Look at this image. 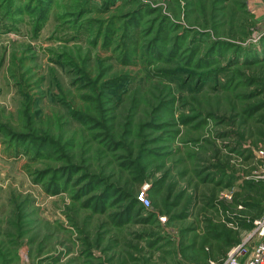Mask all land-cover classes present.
<instances>
[{
    "label": "rangeland",
    "instance_id": "rangeland-1",
    "mask_svg": "<svg viewBox=\"0 0 264 264\" xmlns=\"http://www.w3.org/2000/svg\"><path fill=\"white\" fill-rule=\"evenodd\" d=\"M26 1L8 11L0 0V264H205L226 247L224 233L233 246L247 238L257 246L264 0H114L81 18L144 3L154 10L137 30L150 22L158 30L166 15L165 42L180 38L181 68L141 51L123 63L103 37L91 42L87 23L58 18L81 0H52L36 31ZM117 77L113 89L107 81ZM103 192L110 203L95 211ZM140 192L150 205L139 202L140 216L115 224L123 197Z\"/></svg>",
    "mask_w": 264,
    "mask_h": 264
},
{
    "label": "trees",
    "instance_id": "trees-1",
    "mask_svg": "<svg viewBox=\"0 0 264 264\" xmlns=\"http://www.w3.org/2000/svg\"><path fill=\"white\" fill-rule=\"evenodd\" d=\"M52 0H27L24 3V7L26 10L28 11H34L36 12V24H35V30L38 31L40 29V27H42L46 22V14L45 12L47 11V5L51 2ZM93 0H81V3L79 5H77L76 10L73 11L72 13H67L64 14L63 16H59L58 18L65 20L66 22H70L71 24L75 23H80L81 26L84 23H87L89 25L91 29L90 33H95V35L93 36V40L90 41L93 43L96 42H101V38L103 37V41L102 44L104 45V48H108L110 49L112 52H118V56L120 57V52L123 53V56L121 58V61L123 63L129 64V63H134L135 62V58H139L138 57V53L139 51H141V53L147 57V59L149 60L150 57H153V60L164 56V59L166 61L168 60H172L174 63H176L178 65V68H181V65L179 63H184L180 62L178 59H176V57L174 58V56H179L181 57L179 48L181 49V41L180 38L176 40L175 43H173V45L171 44V46L167 47V30H169V21H168V17L166 15H162L160 18V21L158 22V30L155 27H149V25L151 24V22L146 25L143 26L141 28V30H137V27L139 24V21H141L142 18H145L146 16L148 17V14H151L153 12L154 9L150 8L149 6L145 7L144 3H139L138 2V6L132 10H129V12L127 13H121L120 15H114L111 14L109 15L108 18L106 19H95L92 17H89V19L84 20V22H82L84 15H86L87 13H91L93 10H97L96 12L108 9L109 6L111 4H113L114 0H104L100 3V7L101 8H97V9H93L92 6H90V3ZM129 0H126V2H128ZM9 6L8 11H13V8H15L17 11L20 10L19 8L21 7V3L20 0H17V3H14L13 0H9V4L7 5ZM21 11V10H20ZM21 13V12H20ZM129 16V17H128ZM128 17V18H126ZM124 19V22L122 21ZM142 22H146L143 21ZM97 25L96 30L94 31L93 27ZM79 27H81L80 25H78ZM177 26V25H176ZM145 27V28H144ZM131 28H133V31L131 30ZM156 29V30H155ZM143 36H150L149 38L147 37H143ZM145 40L143 42L142 45H140L139 40L140 39ZM165 40H167L165 42ZM141 41V40H140ZM165 42V44L162 46V52L161 49H159V47H161V44L159 42ZM131 43V44H130ZM158 43V44H157ZM221 43V42H220ZM224 45V47L226 46H230L229 43H221ZM262 44L264 46V40L262 41ZM113 45V46H112ZM129 47V49H128ZM164 47V48H163ZM221 47V46H220ZM212 48V46H211ZM254 48H250L247 49V53H250V51H254ZM184 50V49H183ZM183 52V51H182ZM235 54L236 56L239 55L238 49H235ZM264 53V51H263ZM192 55H189V57L187 58L186 61V65H190V57ZM179 59H182L180 58ZM256 57V56H255ZM258 59V58H257ZM213 59L211 58V60L207 59L206 61H208L209 63H211ZM234 61V60H233ZM247 61V60H246ZM235 62V61H234ZM245 62V61H244ZM250 61H247L246 63H248ZM196 63H198L197 65H201V60L199 59L198 61H196ZM185 64V63H184ZM164 73L166 74V70L163 69ZM176 73H169V75H171V79L172 77H175ZM204 73H200L198 75H202ZM109 85L112 86L113 89H115V87L120 86V77L117 78H112L109 81H107ZM106 85V84H105ZM104 86V85H103ZM102 94V93H100ZM102 96V95H100ZM264 104V102L262 101L261 104ZM259 105H257L256 107H258ZM254 109V111H256L257 109ZM189 121L188 118H186L184 120V123H187ZM69 171V173L75 174L73 173V171H70L69 169H67ZM93 178L91 176L88 177V179ZM95 181H90V184H88V188L90 190V188L93 186V184L97 181L94 178ZM230 185V183H228V186ZM112 192V191H110ZM110 192H103L104 194L100 195L99 197L95 196L94 198H92V202L93 205L95 203V209L93 207V209L95 211L99 210L100 212L104 211V207L103 205H99V204H103L104 202H109L110 201ZM108 197V200L104 198ZM115 197H119V194L116 192L115 193ZM121 197V196H120ZM119 197V199H120ZM115 199V198H114ZM113 199V200H114ZM123 201L126 200L128 201L127 204H125L119 213H116L115 215V224H126L129 223L131 218L134 217L135 215L140 216L142 210L141 208H138V205H140L139 201L137 200V196H133L131 194L123 197L122 199ZM110 203V202H109ZM92 205V204H91ZM148 217H150L151 219H155L157 220L155 214H149ZM155 217V218H154ZM114 218V216L111 217ZM225 235V236H224ZM231 237V234L229 233H224L223 235H220L219 238H222L224 240H222L223 242V250L219 252V254L227 251L230 247H232L234 245L235 242H231V241H226V239L228 240V238ZM221 248V247H220ZM204 259V258H203ZM206 259V257H205ZM207 264V262L205 263Z\"/></svg>",
    "mask_w": 264,
    "mask_h": 264
},
{
    "label": "built area",
    "instance_id": "built-area-1",
    "mask_svg": "<svg viewBox=\"0 0 264 264\" xmlns=\"http://www.w3.org/2000/svg\"><path fill=\"white\" fill-rule=\"evenodd\" d=\"M259 38L260 36L252 37L251 41L257 42ZM137 200L145 207L150 205L144 192L138 194ZM161 221H163V219H161ZM252 233L260 239L257 246L252 248L249 247L248 241L250 238H247L242 244L230 248L223 258L219 260H209L207 264H264V211L262 216L254 222Z\"/></svg>",
    "mask_w": 264,
    "mask_h": 264
},
{
    "label": "crops",
    "instance_id": "crops-1",
    "mask_svg": "<svg viewBox=\"0 0 264 264\" xmlns=\"http://www.w3.org/2000/svg\"><path fill=\"white\" fill-rule=\"evenodd\" d=\"M229 249H230V248H229ZM229 249H228L227 251H225V252L219 254L218 256H213L212 258H209V259L207 260V262H208L209 260H219V259L223 258V257L226 255V253L229 251Z\"/></svg>",
    "mask_w": 264,
    "mask_h": 264
}]
</instances>
